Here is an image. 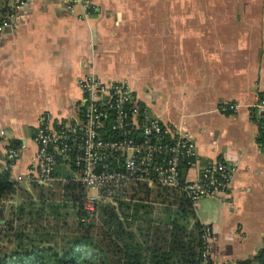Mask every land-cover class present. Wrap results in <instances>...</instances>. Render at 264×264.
Segmentation results:
<instances>
[{"label":"crops","instance_id":"1","mask_svg":"<svg viewBox=\"0 0 264 264\" xmlns=\"http://www.w3.org/2000/svg\"><path fill=\"white\" fill-rule=\"evenodd\" d=\"M91 70L126 80L148 116L182 122L197 150L189 175L238 158L230 200L205 196L191 208L213 226L214 260L259 264L264 142L248 105L264 94V0H0V170L16 183L32 185L38 117L74 118L78 80ZM231 102L237 111L221 109ZM53 176L47 184L76 177L65 163Z\"/></svg>","mask_w":264,"mask_h":264},{"label":"built area","instance_id":"2","mask_svg":"<svg viewBox=\"0 0 264 264\" xmlns=\"http://www.w3.org/2000/svg\"><path fill=\"white\" fill-rule=\"evenodd\" d=\"M79 2L87 0H70L72 5ZM78 85L81 98L76 107H83L82 115L66 121L50 112L38 117L29 180L47 184L54 178L57 164L70 165L83 188L82 219L87 221L96 217L101 202L127 199L138 183L178 189L192 202L205 196L230 200L238 158L198 165L191 176L187 170L197 165L196 143L182 122L148 116L124 79L91 70L80 76ZM238 107L231 102L221 109L235 112ZM248 107L252 119L264 130V94ZM7 154L11 162L19 157L15 148H9ZM212 238V224L204 223L195 264H223L212 257Z\"/></svg>","mask_w":264,"mask_h":264},{"label":"trees","instance_id":"3","mask_svg":"<svg viewBox=\"0 0 264 264\" xmlns=\"http://www.w3.org/2000/svg\"><path fill=\"white\" fill-rule=\"evenodd\" d=\"M77 109V114L82 115L83 107ZM106 126L110 130L109 121ZM35 130L36 127L34 133ZM260 130L264 142V130ZM10 175L8 168L0 170V233L15 240L17 248L0 244V264H195L200 257L204 223L195 218L192 201L178 189L150 188L141 183L131 189L129 201L119 200L117 208L109 204L102 206L101 221L94 223L82 219L81 183L67 180L64 195L78 204L71 230L75 236L58 250L41 239L35 243V234L49 232V227L42 223L47 220L42 211L26 209L24 202L4 205L17 189L30 201L36 197L43 205L52 204L47 202L45 184L34 181L29 188H19ZM156 202L164 207L163 217L152 216ZM26 216L29 220H23ZM137 220L143 222L139 236L129 228ZM30 222L32 226L28 225ZM59 223L58 219L51 228L58 231Z\"/></svg>","mask_w":264,"mask_h":264},{"label":"rangeland","instance_id":"4","mask_svg":"<svg viewBox=\"0 0 264 264\" xmlns=\"http://www.w3.org/2000/svg\"><path fill=\"white\" fill-rule=\"evenodd\" d=\"M116 77V76H115ZM113 77V78H115ZM143 93L146 97L151 99H156L155 93H149L148 89L143 87ZM53 181V180H52ZM51 181V182H52ZM55 181V180H54ZM34 182V181H32ZM18 187H23L24 183H18ZM45 186V195L49 197L47 199V202H51L52 204L45 203L44 205L42 202L39 201L38 198L34 197L33 200L30 201V199L25 198V195L21 194L20 191L17 189L14 194L9 196L8 199L5 200L4 205H17L21 202H24V205L26 206V209H33L42 211L47 220L42 221L43 225L46 227H49L48 233H42V234H35L36 242L38 243V240L41 239L45 242L53 244L58 250L64 248L68 245L69 241L75 236V234L72 233V229L74 228L72 221L75 219V216L77 215V209L78 204L67 200L66 196L64 195V185L62 186L59 183H53V184H47ZM93 191H91L92 193ZM23 195V196H22ZM129 195L128 198L129 199ZM119 200H114V202H117ZM112 201L106 200L101 202L97 207V214L95 218H92L90 222L101 221V207L105 204H109ZM43 206V208H42ZM164 207L162 204L154 203V209L152 211L153 217L161 216L163 217L164 213ZM7 213H9L7 211ZM57 213V214H55ZM45 218V219H46ZM34 220L36 217L33 218ZM60 220L59 230L56 231L53 228H51L52 225L55 224L57 220ZM23 220H29V218L26 216L23 218ZM63 221H65V224H63ZM28 222V221H27ZM28 225L32 226V222H30ZM143 226V222L140 220H137L136 222L132 223L129 228L135 231V233L139 236L140 229L139 227ZM48 230V229H47ZM30 231V230H29ZM44 234V235H43ZM41 241V242H42ZM0 244L5 245L8 247H16L17 248V242L15 240H10L8 235H3V233H0Z\"/></svg>","mask_w":264,"mask_h":264}]
</instances>
